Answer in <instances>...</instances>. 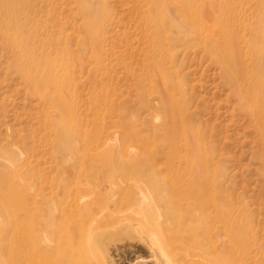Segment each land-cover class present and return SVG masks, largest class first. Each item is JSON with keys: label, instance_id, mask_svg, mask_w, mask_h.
Instances as JSON below:
<instances>
[{"label": "rangeland", "instance_id": "obj_1", "mask_svg": "<svg viewBox=\"0 0 264 264\" xmlns=\"http://www.w3.org/2000/svg\"><path fill=\"white\" fill-rule=\"evenodd\" d=\"M2 4L19 44L0 33V264H124L91 231L140 218L142 194L116 192L142 180L151 200L158 179L156 205L207 232L179 242L194 264H264L263 112L230 76L264 90V0Z\"/></svg>", "mask_w": 264, "mask_h": 264}, {"label": "bare ground", "instance_id": "obj_2", "mask_svg": "<svg viewBox=\"0 0 264 264\" xmlns=\"http://www.w3.org/2000/svg\"><path fill=\"white\" fill-rule=\"evenodd\" d=\"M176 1V0H175ZM180 1V0H179ZM173 2V1H172ZM185 2V1H184ZM174 3V2H173ZM180 3V2H179ZM6 6H4V4H2V0H0V33H4L7 38H8V41L10 43V45L13 47V48H17L18 47V44H19V35L16 33L14 34H11L9 31V29H11L10 27L12 25H16L17 24V20H13L12 21L10 19H5V13L7 11V13L9 12V9L5 8ZM185 15V14H184ZM9 27V28H8ZM7 28V30H6ZM21 55L23 56V52H21ZM33 58V57H32ZM228 60V59H227ZM27 64V63H26ZM227 70V69H226ZM225 70V71H226ZM230 70V69H228ZM228 70L226 71L228 73ZM224 71V72H225ZM239 71V70H238ZM236 72V71H235ZM240 72V71H239ZM238 74V72H236ZM241 74V72L239 73ZM238 74V75H239ZM231 76V82L233 84L232 87H234V92L235 93H238V95L240 96V99L242 100L243 97L245 96H248V98L250 99L251 102H253L255 105L259 106V110L263 112V119H264V90H262V87H261V83H260V78H256L254 79V87L252 86L253 83L250 82L249 85H240L239 84V80L237 78V76L233 77L232 74L230 75ZM240 78V77H239ZM242 78V77H241ZM240 78V79H241ZM229 79V78H228ZM51 79L48 80V82L44 81L42 84H45L48 89L51 91V92H56L55 94H58V98L60 99V104H61V107L65 110L66 114L65 115V119H67L69 121V118H70V108H69V105H70V96H68L66 94V92H64L63 90H57L56 87L52 84V81H50ZM262 82V81H261ZM44 87V86H43ZM58 91V92H57ZM244 94V95H242ZM166 98V97H165ZM56 99V98H55ZM164 100H168L167 99H164ZM57 101V100H56ZM246 102V100H245ZM251 102H246V107L247 109L249 110V108L252 107V104ZM249 104V105H248ZM261 112V113H262ZM261 115V114H260ZM63 118V117H62ZM61 120V119H60ZM66 121V120H64ZM62 122V121H60ZM65 123V122H64ZM176 123V122H175ZM66 126V124H65ZM71 133V132H70ZM196 142L199 144V140L197 141L196 139ZM122 145V144H121ZM122 147V146H121ZM120 148V147H119ZM118 148V149H119ZM116 149V148H115ZM123 149V148H122ZM121 149V150H122ZM120 151V150H119ZM99 152V151H98ZM122 152V151H121ZM120 153V152H119ZM115 154H113L114 156ZM126 157V156H125ZM114 160V159H112ZM137 160V159H136ZM113 162V161H112ZM126 162V161H125ZM147 163V162H146ZM152 163V162H151ZM115 164V163H114ZM142 163H140L141 165ZM113 165V164H112ZM111 165V166H112ZM161 165V164H160ZM116 167V166H115ZM138 167V166H137ZM141 168V167H140ZM123 169V168H121ZM129 169V168H128ZM147 169V168H145ZM144 169V170H145ZM152 170L156 169L154 167L151 168ZM150 169V170H151ZM116 170V168H115ZM139 171V169H138ZM143 171V170H142ZM147 171V170H146ZM157 171V170H156ZM135 172V171H134ZM141 172V171H139ZM149 172V171H148ZM151 175H152V171L149 172ZM141 174V173H140ZM148 174V173H147ZM146 174V175H147ZM155 174V173H154ZM118 176V175H117ZM125 176V175H124ZM136 176V174H135ZM155 176V175H154ZM138 177V175L136 176ZM147 177V176H146ZM153 178V176H152ZM158 178V177H157ZM133 179V178H132ZM164 179V178H163ZM162 179V180H163ZM125 180H126V177H125ZM129 180V179H128ZM150 180V179H148ZM154 180V179H153ZM152 180V181H153ZM120 181V180H119ZM159 181V182H158ZM158 181H155V183H151L153 184V191H155V194L157 195L158 194V197L155 196L157 199H158V202H160L159 200H163L164 196H166L167 193L164 194V192L166 191V188H165V185H163V183L161 182V179ZM150 183V181H148ZM158 182V183H157ZM174 184V183H173ZM143 181L142 180H131L129 181L127 184H125L124 187H121V188H118L117 190V196H118V202H120L123 206L125 205H134V202H132L131 199L135 198L136 199V195H140V193L142 194L141 197H143L144 199H146L147 203V211L145 212L143 209H139L140 211H136V213H134V215L136 214L137 216L139 214L137 213H142L140 218H134V217H131L130 214H126L124 218L118 220L116 223H112L110 228H104V230H100V231H95L94 229H92L91 231V237L92 239L95 241V243H99L100 246L102 247V249H104L105 251H111V254L113 255H116V256H119L118 259H122L123 260V263L124 264H194L196 263L194 261V259H192L191 257H188L189 255L191 256V252L193 251H190V253H188L187 249L188 247H186L184 249L185 246L182 247L183 244H180L179 245V242L180 240L183 239L184 237V234H185V231L187 226V224H184L185 226L182 227L183 225H181V221H183L182 219H184L186 221V218L187 220H189L188 218H190L191 214L190 213H187V210L185 208L184 211H181V209L177 208L179 211L181 212H185L184 214L181 213V214H174L173 212V215L171 214V216H169L170 214H165L164 211H166L167 209L163 210L162 208L158 207L160 204H158V206L156 205V198H152L151 200L149 199L150 198V195H148V197L145 196V193L143 192ZM147 188V187H146ZM171 188V187H170ZM98 190V189H97ZM145 190V189H144ZM113 191V190H112ZM163 194H162V192ZM167 192V191H166ZM111 194V193H109ZM164 195V196H163ZM176 195V194H174ZM173 195V196H174ZM107 197H109L108 195H106ZM105 196V197H106ZM168 196V195H167ZM172 196V194H171ZM187 197V196H186ZM102 198V197H101ZM110 198V197H109ZM138 199L140 197H137ZM168 198V197H166ZM173 198H176L175 196L170 198V201L171 199ZM143 199V200H144ZM149 199V200H148ZM175 200V199H174ZM173 200V201H174ZM109 201V200H108ZM117 201V200H116ZM135 201V200H133ZM165 201V200H164ZM169 201V199L167 200ZM169 201V203H170ZM172 201V204H174V202ZM98 202V201H97ZM115 202V201H114ZM163 202V201H161ZM160 202V203H161ZM90 203V202H89ZM143 203V201H142ZM145 203V202H144ZM96 204V203H95ZM119 204V203H118ZM140 204V203H139ZM162 204V203H161ZM87 205V203H86ZM113 205V204H112ZM144 205V204H143ZM145 205V206H146ZM168 205V203H167ZM170 206H172L171 204H169ZM142 206V205H141ZM161 207H163V205H160ZM92 207V206H91ZM117 207V206H115ZM139 207V206H138ZM174 207V206H173ZM188 207V206H186ZM129 208V207H128ZM131 208V207H130ZM127 209V212L128 210ZM134 208V207H133ZM143 208V206H142ZM167 208V207H166ZM122 209V208H121ZM136 209V208H134ZM169 209V208H168ZM176 209V208H175ZM174 209V210H175ZM96 210V209H95ZM132 210V209H131ZM130 212H133L131 211ZM170 210V209H169ZM88 211V210H87ZM135 211V210H134ZM188 211L189 208H188ZM192 211V210H191ZM129 212V213H130ZM176 212V211H175ZM194 212V211H193ZM192 212V213H193ZM201 215H203L202 213H204L201 209ZM63 214V213H62ZM83 214V213H82ZM190 214V215H189ZM200 214V213H199ZM194 215V214H193ZM200 215V218L204 219L203 216ZM136 216V217H137ZM196 216V215H195ZM194 216V217H195ZM119 217V216H118ZM193 217V216H192ZM191 217V218H192ZM205 217V216H204ZM105 218V217H104ZM115 219V218H114ZM196 219V217L194 218ZM193 219V220H194ZM198 219V217H197ZM196 219V220H197ZM201 219V220H202ZM207 219V218H206ZM205 219V220H206ZM225 219V218H223ZM94 221V220H93ZM192 221V220H191ZM195 221V220H194ZM224 221V220H223ZM197 222V221H196ZM195 222V223H196ZM203 223H205V221H201ZM201 222H199L201 224ZM59 223V222H58ZM193 223V221H192ZM191 223V224H192ZM194 223V224H195ZM198 223V224H199ZM189 224V223H188ZM196 223V227H200V225H198ZM82 225V224H81ZM198 225V226H197ZM203 225V224H202ZM201 225V226H202ZM206 225V223H205ZM204 225V226H205ZM190 225H188L189 227ZM192 226V225H191ZM182 227V228H181ZM198 227V228H199ZM206 227V226H205ZM183 228H186L183 232ZM191 228V227H190ZM202 228H204L202 226ZM210 228V227H209ZM208 228V229H209ZM40 229V228H39ZM193 229V228H192ZM201 229V228H200ZM200 229H195L194 231L192 232H188L187 234H185V238H188L189 240H193V241H197L198 238L196 236H199L198 235V232L196 231H200L201 233H207V232H204L206 230H204L203 232L200 230ZM205 229V228H204ZM43 230V229H42ZM36 231V229H35ZM85 230H83L84 232ZM105 231V232H103ZM189 231V230H188ZM102 235H100V234ZM110 234V236L108 238H103V236L105 234ZM184 233V234H183ZM195 233H197L195 235ZM76 234V233H75ZM100 236H99V235ZM104 234V235H103ZM107 234L105 236H107ZM85 235V234H84ZM204 235V234H203ZM208 235V234H207ZM195 236V237H194ZM204 237H206V234L204 235ZM209 237V236H208ZM201 238V237H200ZM61 239V238H60ZM205 238H203L204 240ZM207 239V237H206ZM88 240V239H87ZM92 240V241H93ZM202 240V241H203ZM211 240V239H210ZM209 240V241H210ZM184 242H188L185 241L184 239L182 240ZM83 242V241H82ZM183 242V243H184ZM211 242V241H210ZM181 243V242H180ZM196 243H199V241H197ZM57 244V243H56ZM89 244V243H88ZM193 244V243H192ZM195 244V243H194ZM202 244V243H201ZM207 244V243H206ZM210 244V243H209ZM191 245V244H190ZM196 245V244H195ZM194 245V246H195ZM198 245V244H197ZM196 245V246H197ZM200 245V244H199ZM198 245V246H199ZM55 246V245H54ZM95 246V245H93ZM189 246V245H188ZM202 246V245H201ZM199 246L201 249L202 247ZM82 247V246H81ZM199 247H197V249H199ZM208 246H205L203 247L205 250L207 249ZM211 248V246H209ZM195 248V247H194ZM209 248V249H210ZM203 249V250H204ZM208 249V250H209ZM82 250V249H81ZM191 250V249H190ZM221 252H223V255H226V252L224 250V248L220 249ZM183 251V252H182ZM195 251V250H194ZM193 251V253H194ZM198 251V250H197ZM195 251V252H197ZM201 252V251H200ZM199 251L197 252L200 253ZM192 253V254H193ZM196 253H194L193 255L195 256ZM196 254V255H197ZM201 254V253H200ZM203 254V253H202ZM205 254V253H204ZM95 255V254H94ZM101 255V253H100ZM192 255V256H193ZM98 256V255H97ZM104 256V255H103ZM112 256V255H111ZM202 256V255H201ZM73 257V256H72ZM110 257V256H109ZM121 257V258H120ZM205 257V256H204ZM113 258V257H111ZM115 258V257H114ZM199 258V257H198ZM106 259V258H105ZM197 259V258H196ZM208 259V258H207ZM198 260V259H197ZM100 261V260H99ZM108 261V260H107ZM116 261V260H115ZM200 261V259L198 260ZM204 262L206 260H203ZM117 262V261H116ZM202 262V260L200 261V263ZM207 262V261H206ZM205 262V264H226L225 260L224 259H217L216 261H208L207 263ZM203 263V262H202ZM102 264V263H100ZM107 264V263H106ZM199 264V262H198ZM204 264V263H203Z\"/></svg>", "mask_w": 264, "mask_h": 264}]
</instances>
